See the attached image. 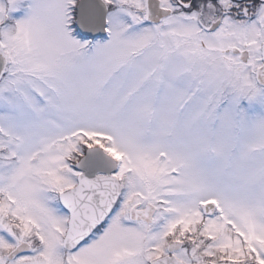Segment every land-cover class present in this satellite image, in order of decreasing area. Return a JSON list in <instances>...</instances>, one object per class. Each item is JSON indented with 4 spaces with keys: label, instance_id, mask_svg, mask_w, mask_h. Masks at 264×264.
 <instances>
[{
    "label": "snow or ice",
    "instance_id": "obj_1",
    "mask_svg": "<svg viewBox=\"0 0 264 264\" xmlns=\"http://www.w3.org/2000/svg\"><path fill=\"white\" fill-rule=\"evenodd\" d=\"M0 264H264V0H0Z\"/></svg>",
    "mask_w": 264,
    "mask_h": 264
}]
</instances>
